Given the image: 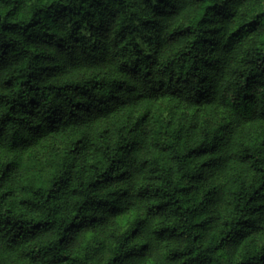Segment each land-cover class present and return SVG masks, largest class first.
I'll use <instances>...</instances> for the list:
<instances>
[{
    "label": "trees",
    "instance_id": "trees-1",
    "mask_svg": "<svg viewBox=\"0 0 264 264\" xmlns=\"http://www.w3.org/2000/svg\"><path fill=\"white\" fill-rule=\"evenodd\" d=\"M0 264H264V0H0Z\"/></svg>",
    "mask_w": 264,
    "mask_h": 264
}]
</instances>
